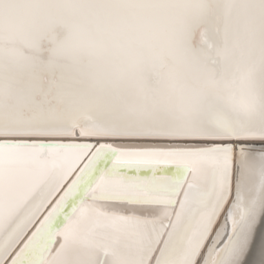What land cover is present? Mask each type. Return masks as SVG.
Wrapping results in <instances>:
<instances>
[{
    "label": "snow or ice",
    "instance_id": "1",
    "mask_svg": "<svg viewBox=\"0 0 264 264\" xmlns=\"http://www.w3.org/2000/svg\"><path fill=\"white\" fill-rule=\"evenodd\" d=\"M0 264H264V0H0Z\"/></svg>",
    "mask_w": 264,
    "mask_h": 264
}]
</instances>
